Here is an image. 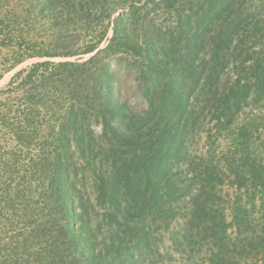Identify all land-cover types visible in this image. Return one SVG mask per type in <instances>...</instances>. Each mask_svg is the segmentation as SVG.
Masks as SVG:
<instances>
[{"label":"rangeland","instance_id":"rangeland-1","mask_svg":"<svg viewBox=\"0 0 264 264\" xmlns=\"http://www.w3.org/2000/svg\"><path fill=\"white\" fill-rule=\"evenodd\" d=\"M224 1L229 7L216 17ZM115 29L124 39L118 50L120 41L111 46ZM91 46L97 49L86 54ZM13 51L44 56L28 59L0 80V264H90L82 254L89 256L91 247L105 256L97 264H123L121 248L129 253L126 264H264V0H0V63ZM94 58L87 68L69 71L67 80L54 70L60 63ZM47 62L55 66L36 75L43 106L36 108L39 123L54 114L52 106L58 105L62 119L71 108L84 107L91 115L89 137L99 150L77 152L69 137L59 143L62 152L56 151L49 135L59 131L47 132L45 123L31 127L28 148L18 143L16 131L29 107L24 99L32 88L22 78L11 82L20 71ZM178 71L187 75L185 84L173 81ZM43 75L51 82L43 83ZM64 81L76 96L58 95ZM108 86L126 109L114 127L131 133L129 140L144 135L147 152L161 146L170 131H183L186 140V162L161 176L177 198H169L174 215L158 229L151 223L156 218L135 220L139 235L150 237L147 249L135 245L131 232L113 230L130 188L119 186L115 200L105 191L107 183L119 185L112 179L119 172L111 168L115 158L102 139V121L109 123L100 96ZM178 88L184 92L171 109L176 115L164 119L161 101L170 98L165 90L174 97ZM54 95L66 98L61 103ZM221 100L230 102L224 106ZM112 143L107 144L118 169L142 171L150 163L140 161L146 153H133L139 141L129 147L114 138ZM40 157L44 161L35 168ZM189 162L196 165L192 173ZM51 166L59 168L49 173ZM212 166L220 185L218 177L204 175L203 168ZM55 171H64L68 219L52 188ZM136 184L152 187L142 176ZM197 195L200 206L193 205ZM78 215L92 229L79 244L73 241L83 229ZM117 235L126 238L123 247Z\"/></svg>","mask_w":264,"mask_h":264},{"label":"trees","instance_id":"trees-1","mask_svg":"<svg viewBox=\"0 0 264 264\" xmlns=\"http://www.w3.org/2000/svg\"><path fill=\"white\" fill-rule=\"evenodd\" d=\"M55 0H48V2H53ZM224 8L221 6L219 7V5H217L218 9L214 14L216 17H220L221 13L226 11L229 7V3L227 1H224ZM221 3V2H220ZM225 7L227 9H225ZM36 8H34L35 10ZM220 15V16H219ZM233 29H235V27L233 26ZM115 36L112 40V45L114 46L115 44H117L119 41L120 43L115 47L116 49H120L121 46L123 45V40L124 39H120L119 40V32L118 29L114 30ZM28 50L31 51L32 49V45H28ZM97 49L96 46H91L90 48L87 49L86 54L89 53H93L95 50ZM117 49V50H118ZM109 50H113L112 47L109 48ZM28 51V55H21L22 52L19 51H13L11 53V57L6 58V61H3L2 63H0V70L2 68L3 71H0V80L4 78L5 74L7 72H10L12 70H14L15 68H17L18 66L22 65L24 62H26L28 59H32V58H40L43 57L44 55H36V56H32V53H30ZM105 52V51H104ZM67 57H71L69 55H65ZM45 57H57V55H45ZM95 61L94 59H91L90 61L86 62V63H72V62H65V63H60L59 65H57V68L54 69L55 71H58L59 74H62L65 77V80H67V74L69 71H71L72 69H74L75 71H79V70H83L85 68H87L89 65H91L93 62ZM49 66H55L54 63H38L34 66H32L30 69H25L20 71L15 78H13V81L11 82V86L14 85L15 81L18 78H22V84L26 86V84H30L31 88L30 89V93H32L31 95L28 96V98H25L24 101H26V105L29 106L28 107V111L26 113H22L24 114L23 120L24 123H22L19 130L16 131V134L18 136V143L20 142V145H25L23 146V148H28L26 147V143H25V139H26V135L27 134H31L34 133V131H32L31 127L33 125H43V123H45L44 125V130L51 131V129H58V133L55 134L56 130L51 131L50 135L51 136V140L54 146H56V151L62 152L63 150V146H60L59 143L60 142H64L68 143L69 140L67 138L71 137L72 139L70 140V142L74 141L76 144V150L77 152L80 153H86V151H93L94 148L97 147V150H99L98 147V143L95 144V140L92 139V135L91 138L89 137V132H88V124L90 122V118L91 115H89L88 113V109L86 108H80V109H76V111H73L72 108L66 113V115L64 116V118L62 119V117L59 115L58 113V105L57 106H52L50 108H52L51 110L54 112V114L52 116L49 117V120H45L42 121V123H39V118L41 117V112L37 111L36 108H42L43 106H41V102H42V93L39 91L41 86H39L36 82V75L38 74L39 70L41 68L44 67H49ZM190 70V71H187ZM186 70V74L190 75V73L193 71L192 69V65L188 66ZM109 71L106 72V75L108 76ZM187 75L183 74L182 71H178L175 72V76L173 77V81L174 82H180L181 84H185L187 81L186 77ZM151 76H154V74H151ZM184 76V77H183ZM156 77V75H155ZM43 79V83H50L51 80L49 78H47L46 76L43 75L42 77ZM177 83V84H178ZM69 84L64 81L62 82V85H60V92L58 93V95L61 93L62 95H66V96H76V93H71V90H68ZM39 89V90H38ZM169 89H166L165 92L169 95L170 98H165L164 100L161 101V103L164 105V111L165 113V117L164 119H174L175 115H176V110L175 112H172L171 109L172 107H176L177 105H180V98L182 97V93L184 92L183 88H178L175 92V96H173V92H169L167 91ZM29 93V94H30ZM113 89L108 86V92L105 94V96H100V98L104 101L105 104V112L108 115V119L107 122L111 125L112 129L109 127V124L107 125L105 121L103 122V128H102V139L104 141V144L107 146L108 148H106V150H108L113 156H114V160L113 165H111V168L114 171H119V172H115L116 174H114V176H112V179L118 180L119 181V185L117 184H112V186L109 188V183H107L105 186L108 190L106 191V194H108L113 200L117 199V191L116 189L119 188L122 190L123 189V185L126 183L128 184L127 186H129L130 189H125L124 194H125V198L129 203H125V207L123 208V212L124 215L121 219H119L116 222V226L115 228H113L114 233H116L118 230L119 232H122V234L127 235L129 232L132 233V238L136 240V244L138 248H142V249H147L150 248V244L148 243L150 241V237H148V234L144 233L143 235H139L141 233V230H139V225L135 223L136 219L142 220L143 217H147L146 220H148L149 218H156L151 220V223L153 224V226L158 229L160 223H164L166 221H168L170 219V215H174L173 214V210L171 211V207L172 204L174 202L170 201L169 198L175 200L176 197H172V194H170V190L167 183L163 184L161 183V176L164 172L167 171V173L165 174H169V167L170 168H177L180 165L184 164L186 162V157H187V145H186V140H185V136H184V132H179L177 130L175 131H170L166 138L164 139L163 143L161 146H156L153 145L149 148V151L147 152L146 149L144 147H146V138L144 135H138L136 134L134 137H132V140H129V138L132 136L131 133H129V137L127 135H125V132H121L120 133V128L119 127H114V121H119V120H124L125 119V114H126V109L124 108V106L120 103H118L117 101H115L113 99ZM57 95V96H58ZM58 99L59 102L63 103L64 99H59L58 97H56L54 95V99ZM88 98V95H87ZM80 101V106L82 105V101L83 99H79ZM52 101V102H53ZM224 104V106L228 105L230 100L228 101H224L221 100ZM225 102V103H224ZM160 104V102H159ZM238 106V104H236ZM45 106V105H44ZM230 108V105H229ZM51 112V111H50ZM171 115V116H169ZM58 118L57 122H52L54 119ZM48 121V122H47ZM57 124V126H56ZM16 130V129H12V132ZM112 132L113 138L117 139L118 142H123L125 143L126 147H129L130 145H132L133 143L135 144L137 141H139L140 145L134 150L133 153H146V157H142V159H140V161L142 163L148 164V162H150L142 171H140V169H128V170H123V169H118L117 168V162L115 161L117 157H115V155L113 154L112 151H114V149H111L109 147V144L107 143H112L113 138L109 137V133ZM166 135V133H164V136ZM126 141L124 140V138H126ZM246 137V136H245ZM244 138V137H243ZM88 146V149L86 150L85 146ZM148 150V148H147ZM35 160V159H34ZM33 160V161H34ZM44 161V157H40V159H38L37 161L34 162V166L35 168L37 166H39L40 164H42V162ZM178 164V166H177ZM143 165V164H141ZM50 167V165H47ZM46 166V167H47ZM177 166V167H176ZM45 167V168H46ZM194 164H192L191 162L188 163V170L191 171V173L195 170ZM59 168V167H55L54 169ZM53 167L51 166V168L49 169V173L52 172V170H54ZM216 170L217 168L215 167H207V168H203L204 171V175H210V180L214 181V177H218V182L219 185L222 182L221 181V177L219 176H215L214 174H216ZM64 171L62 172H58L55 171L53 174L54 177V185L52 186L53 190H55L58 193V202L60 203V206L62 208V210L64 212H66L67 214H65V217L71 218L70 216V199L69 202H67L66 200H64V196L66 194V192H62L61 189L64 186L63 185V180H62V174ZM196 173V171H195ZM221 174V173H219ZM218 174V175H219ZM141 176L146 180L149 181V183L152 185V187H150L148 190L144 187V186H137L136 182L139 181V179L141 178ZM181 180V179H180ZM121 181V182H120ZM169 182V180L167 181ZM180 182V181H179ZM110 191V192H109ZM200 192V191H199ZM134 195V197H133ZM135 200L136 203H133V199ZM177 199V198H176ZM199 199L200 196H195L193 201L194 204L193 205H199ZM197 206V208H198ZM202 212H204V210H202ZM193 214L194 213V209L192 211ZM77 217H81L79 219V221L83 224L82 225V230L80 232V234L75 237L73 239V241H77V243H83V242H87V239L89 237H91L92 234V229L89 227L88 223H85L83 220V216L82 215H78ZM163 220V221H162ZM119 221H123L124 224L120 223ZM144 231V230H143ZM225 231V230H224ZM110 233H113L112 230H110ZM70 235V234H69ZM118 237V235H117ZM115 238V237H114ZM72 240V239H71ZM221 240V239H219ZM118 241L120 246L123 247V245L125 244L126 238H119L118 237ZM222 241V240H221ZM77 245V244H75ZM134 245V246H135ZM78 247V246H76ZM129 249V248H128ZM141 250V249H140ZM91 254L89 256H87L86 251L84 252V254H82L83 257H85V259H89L91 262H89L90 264H97L99 263L100 259L104 258L105 256H102V254H98V253H94L93 248L91 247ZM86 253V254H85ZM131 254V251H130ZM117 255H118V259H121V262L123 264H126V262L128 260H130L129 258V253L126 252V248H121V249H117ZM116 256V255H115ZM77 262V261H76ZM135 264H139L138 261H135Z\"/></svg>","mask_w":264,"mask_h":264}]
</instances>
